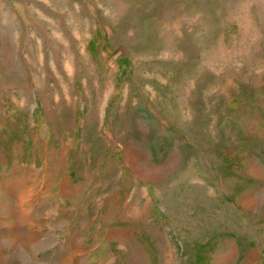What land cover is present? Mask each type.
<instances>
[{
    "label": "rangeland",
    "instance_id": "rangeland-1",
    "mask_svg": "<svg viewBox=\"0 0 264 264\" xmlns=\"http://www.w3.org/2000/svg\"><path fill=\"white\" fill-rule=\"evenodd\" d=\"M0 264H264V0H0Z\"/></svg>",
    "mask_w": 264,
    "mask_h": 264
}]
</instances>
